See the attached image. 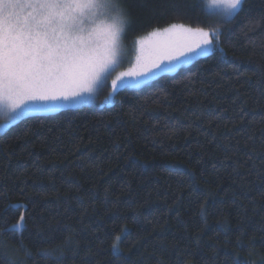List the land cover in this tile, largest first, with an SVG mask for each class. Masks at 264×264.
<instances>
[{
	"label": "trees",
	"instance_id": "16d2710c",
	"mask_svg": "<svg viewBox=\"0 0 264 264\" xmlns=\"http://www.w3.org/2000/svg\"><path fill=\"white\" fill-rule=\"evenodd\" d=\"M204 1L122 0L125 40L219 27L223 53L0 132V264H264V0Z\"/></svg>",
	"mask_w": 264,
	"mask_h": 264
},
{
	"label": "snow or ice",
	"instance_id": "6c2138e0",
	"mask_svg": "<svg viewBox=\"0 0 264 264\" xmlns=\"http://www.w3.org/2000/svg\"><path fill=\"white\" fill-rule=\"evenodd\" d=\"M244 2L208 0L210 14L226 23L243 10ZM130 23L122 0H0V110L11 111L16 120L29 111L54 110L64 101L92 102L118 66ZM262 24L264 13L248 18L250 30ZM221 34L219 27L177 23L155 29L139 39L136 64L111 80V88L128 84L125 77H141L139 84L193 57L217 49L223 53ZM23 222L21 212L10 230L19 231ZM122 239L118 235L113 248Z\"/></svg>",
	"mask_w": 264,
	"mask_h": 264
},
{
	"label": "rangeland",
	"instance_id": "374dc122",
	"mask_svg": "<svg viewBox=\"0 0 264 264\" xmlns=\"http://www.w3.org/2000/svg\"><path fill=\"white\" fill-rule=\"evenodd\" d=\"M204 6H205V9L208 12H210V7H209V4H208V0L204 1ZM160 30H162V29H160ZM205 30H207V29H205ZM126 31H127V29H126ZM148 34H146V35H144L142 37H147ZM142 37H139L134 42H131V43L128 44L126 42V40H125L126 32L124 33V35L122 37V40H121L122 56L119 59L118 66H116L115 69L113 71H111V74L108 76L107 84L103 88V90L105 92H103V94H102L101 93L103 91L102 90L99 93V95L102 94L101 100L99 101V105H101V106L110 105L113 102L114 94L118 90H120L122 88H140V87H143V86L149 84L154 78H156L157 76L161 75L162 73L173 72L176 69H178L179 67L185 66V65L191 63L192 61H194L195 59L199 58V57H193L187 63L178 64L177 68L175 70H173V71L157 72L155 76H152L150 79H147L143 83H139V84L137 83V81L141 80V77H138V76L137 77H125L124 79H126L128 81V84H126L124 86H121L117 90L113 91V89L111 88V80L115 79L121 72L128 71L129 69H131L136 64V56L139 54V48H140V45H139L138 41ZM181 59H183V58H181ZM110 93H111L110 100L108 102H105V97L108 96ZM99 95H97L92 102L82 103V102H79V101H76V102L64 101V102H61V106L60 107H58V108H56L54 110L37 111V112L29 111V112H26L22 117H24L26 115H31V114L52 113V112H56V111H59V110H62V109L76 108V107H80V106H83V105L95 104L97 102V100H98ZM12 116H13V113L11 111H2V112H0V132L4 131L10 124H12V123H14V122H16L18 120V119L13 120Z\"/></svg>",
	"mask_w": 264,
	"mask_h": 264
},
{
	"label": "flooded vegetation",
	"instance_id": "af4514ba",
	"mask_svg": "<svg viewBox=\"0 0 264 264\" xmlns=\"http://www.w3.org/2000/svg\"><path fill=\"white\" fill-rule=\"evenodd\" d=\"M2 111H9V110H0V112H2Z\"/></svg>",
	"mask_w": 264,
	"mask_h": 264
}]
</instances>
